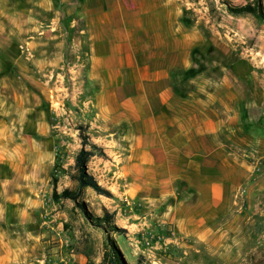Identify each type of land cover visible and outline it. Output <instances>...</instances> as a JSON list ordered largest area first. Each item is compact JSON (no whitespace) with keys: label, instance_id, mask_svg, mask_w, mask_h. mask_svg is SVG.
<instances>
[{"label":"crops","instance_id":"crops-1","mask_svg":"<svg viewBox=\"0 0 264 264\" xmlns=\"http://www.w3.org/2000/svg\"><path fill=\"white\" fill-rule=\"evenodd\" d=\"M13 28L39 34L64 28L81 40L87 50L82 90L91 92L83 107L91 105L93 115L86 134L120 163H113L120 172L145 176L151 201L191 206L173 213L174 220L209 231L204 226L227 189L260 169L263 76L258 83L257 72L238 67L219 75L202 70L191 59L195 44L178 28L171 32L167 1L0 0V212L8 225L32 227L52 193L55 167L50 124L21 100L34 91L22 79L29 74L21 57L11 52L6 31ZM0 229L9 233L6 224Z\"/></svg>","mask_w":264,"mask_h":264},{"label":"rangeland","instance_id":"rangeland-1","mask_svg":"<svg viewBox=\"0 0 264 264\" xmlns=\"http://www.w3.org/2000/svg\"><path fill=\"white\" fill-rule=\"evenodd\" d=\"M163 1L169 3L171 32L178 28L179 36L185 35L195 44L191 59L202 70L219 75L225 67H238L257 72L258 83L262 76L264 79V24L251 16H233L227 10L255 0ZM260 1L264 9V0ZM6 33L13 43L11 52L21 57L29 74L22 79L34 91L20 94L21 100L50 124L55 160L50 184L56 176L58 191L67 188L78 193V201L93 217L102 216L103 209L115 214V226L125 233L118 236L106 228L127 263L136 264L138 258L141 264H264V158L259 160L256 174H248L239 186L229 183L224 200L204 226L210 227L209 231L196 230L195 222L174 220L173 213L192 211L191 206L168 205L164 199L161 203L151 201L154 193L145 186V176L120 172L113 165L120 164L115 158H93L88 163V173L114 198L80 189L69 177L80 148L76 128L93 116L90 102V108L83 107L91 93L82 90L87 50L64 28L55 32L46 29L41 34L13 28ZM51 33L57 37L51 38ZM34 35L38 39L34 40ZM35 125L30 126L33 129ZM136 176L141 180L134 187L131 181ZM1 214L0 225L6 224L9 233L0 229V264H103L104 232L93 227L70 199L54 202L48 193L29 229L23 222L18 227L14 220L8 225L1 221Z\"/></svg>","mask_w":264,"mask_h":264},{"label":"trees","instance_id":"trees-1","mask_svg":"<svg viewBox=\"0 0 264 264\" xmlns=\"http://www.w3.org/2000/svg\"><path fill=\"white\" fill-rule=\"evenodd\" d=\"M228 12L233 16H251L258 23L264 24V9L260 0H255L253 4H248L239 8H227ZM76 130L78 131V138L80 140V149L76 153L73 159V174L70 175V179L76 182L78 188L84 189L89 188L93 190L97 195L103 196L109 199L114 198L113 194L99 185L94 177L88 173V163L91 158L98 157L106 159L107 155L103 149L94 144L89 136L86 134L87 128L82 125H78ZM57 179L56 176L52 177V193L51 198L54 202H58L62 199H70L74 201L75 206L81 211L83 217L96 228L101 229L104 234V253H103V264H129L121 254L120 249L116 245L115 241L110 237L106 225L111 229L113 233H117L121 236L125 231L121 228H117L114 224L115 214L109 213L103 209V215L100 217H93L87 212L85 205L78 201L79 194L69 190L63 189L60 193L57 192L56 188ZM141 260L136 258V264H141Z\"/></svg>","mask_w":264,"mask_h":264},{"label":"built area","instance_id":"built-area-1","mask_svg":"<svg viewBox=\"0 0 264 264\" xmlns=\"http://www.w3.org/2000/svg\"><path fill=\"white\" fill-rule=\"evenodd\" d=\"M172 235H173V234L171 233V236H172ZM144 243H145V245L149 244V239L146 238V239L144 240Z\"/></svg>","mask_w":264,"mask_h":264}]
</instances>
